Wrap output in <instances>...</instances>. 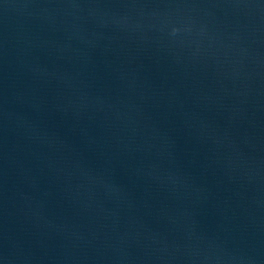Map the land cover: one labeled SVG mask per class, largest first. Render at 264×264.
I'll use <instances>...</instances> for the list:
<instances>
[{
  "label": "water",
  "instance_id": "water-1",
  "mask_svg": "<svg viewBox=\"0 0 264 264\" xmlns=\"http://www.w3.org/2000/svg\"><path fill=\"white\" fill-rule=\"evenodd\" d=\"M0 264H264V0H0Z\"/></svg>",
  "mask_w": 264,
  "mask_h": 264
}]
</instances>
